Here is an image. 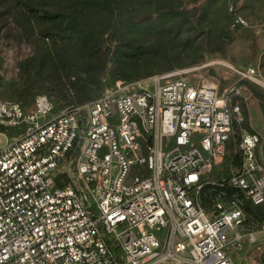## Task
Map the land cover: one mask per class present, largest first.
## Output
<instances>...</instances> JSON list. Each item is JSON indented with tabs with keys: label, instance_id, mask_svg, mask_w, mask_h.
Segmentation results:
<instances>
[{
	"label": "built area",
	"instance_id": "1",
	"mask_svg": "<svg viewBox=\"0 0 264 264\" xmlns=\"http://www.w3.org/2000/svg\"><path fill=\"white\" fill-rule=\"evenodd\" d=\"M247 26L235 16L230 30ZM191 71L118 81L56 113L44 95L27 110L0 100V127L17 129L0 148V264H236L247 247L261 253L264 221L248 229L241 207L264 203V139L242 131L226 181L241 198L206 212L204 178L243 123L244 89ZM238 74L258 82L252 65Z\"/></svg>",
	"mask_w": 264,
	"mask_h": 264
},
{
	"label": "trees",
	"instance_id": "2",
	"mask_svg": "<svg viewBox=\"0 0 264 264\" xmlns=\"http://www.w3.org/2000/svg\"><path fill=\"white\" fill-rule=\"evenodd\" d=\"M235 16L248 26L231 31ZM263 23L264 0H0V40L29 48L16 61L14 77L0 73V100L27 110L44 95L55 113L80 106L118 81L199 66L214 56L225 59L235 43L254 53V28ZM246 87L264 119V94ZM241 110L247 129L248 114L243 105ZM239 127L234 126L222 163L204 178L199 201L206 212L218 200L241 198L226 185L241 162ZM241 208L248 229L264 221V203L243 201Z\"/></svg>",
	"mask_w": 264,
	"mask_h": 264
},
{
	"label": "rangeland",
	"instance_id": "3",
	"mask_svg": "<svg viewBox=\"0 0 264 264\" xmlns=\"http://www.w3.org/2000/svg\"><path fill=\"white\" fill-rule=\"evenodd\" d=\"M255 47L254 53L247 45L235 43L226 53L227 58L214 56L207 58L205 62L199 66L191 67L193 71L186 74L189 80L208 81L219 86L220 90H224L229 86H240L244 89L243 97H240L238 103L243 105L248 114V128H244L242 124L238 130V134L242 131H254L252 126L260 131L264 130V119L260 112L257 101L253 98L251 92L246 87L247 84L256 88L257 91L264 94V23L257 24L254 28ZM254 55L249 61L245 58ZM29 54V48L25 45L13 46L5 40H0V73L6 79H10L15 75V63L19 59H23ZM245 57V58H244ZM252 65L258 70V82L242 78L238 72H242L247 66ZM190 69V68H186ZM250 112V115L249 113ZM260 113V114H259ZM250 118V119H249ZM17 129H5L0 127V148L6 146L13 138L16 137ZM264 139V135H260ZM261 154L264 159V143L262 145ZM260 238L261 236H257ZM261 253L255 252L251 247H247L239 254L233 255L236 264H261L262 253L264 252V243L261 245Z\"/></svg>",
	"mask_w": 264,
	"mask_h": 264
},
{
	"label": "crops",
	"instance_id": "4",
	"mask_svg": "<svg viewBox=\"0 0 264 264\" xmlns=\"http://www.w3.org/2000/svg\"><path fill=\"white\" fill-rule=\"evenodd\" d=\"M249 113V115H250V112H248ZM260 114V113H259ZM250 119V118H249ZM264 122V121H263ZM253 128V130H254V132H256V133H258L259 135H264V130L263 131H260V130H258L257 128H255L254 126H252ZM14 140V138L11 140V141H13ZM10 141V142H11Z\"/></svg>",
	"mask_w": 264,
	"mask_h": 264
}]
</instances>
